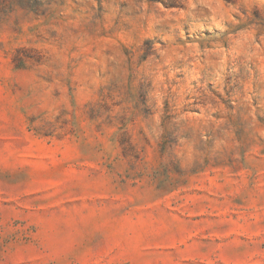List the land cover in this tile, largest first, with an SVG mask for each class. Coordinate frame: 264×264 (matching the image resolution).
Instances as JSON below:
<instances>
[{
	"label": "rangeland",
	"instance_id": "obj_1",
	"mask_svg": "<svg viewBox=\"0 0 264 264\" xmlns=\"http://www.w3.org/2000/svg\"><path fill=\"white\" fill-rule=\"evenodd\" d=\"M48 6L0 3V264H264V0Z\"/></svg>",
	"mask_w": 264,
	"mask_h": 264
},
{
	"label": "trees",
	"instance_id": "obj_2",
	"mask_svg": "<svg viewBox=\"0 0 264 264\" xmlns=\"http://www.w3.org/2000/svg\"><path fill=\"white\" fill-rule=\"evenodd\" d=\"M3 1L9 2L11 6H19L37 15H41L53 0H0V3Z\"/></svg>",
	"mask_w": 264,
	"mask_h": 264
}]
</instances>
